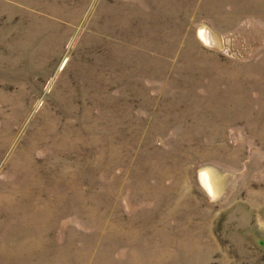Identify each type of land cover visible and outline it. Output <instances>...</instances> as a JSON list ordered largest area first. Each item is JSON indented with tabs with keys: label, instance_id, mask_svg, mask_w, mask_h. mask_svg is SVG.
<instances>
[{
	"label": "rangeland",
	"instance_id": "rangeland-1",
	"mask_svg": "<svg viewBox=\"0 0 264 264\" xmlns=\"http://www.w3.org/2000/svg\"><path fill=\"white\" fill-rule=\"evenodd\" d=\"M0 264H264V0H0Z\"/></svg>",
	"mask_w": 264,
	"mask_h": 264
},
{
	"label": "bare ground",
	"instance_id": "bare-ground-1",
	"mask_svg": "<svg viewBox=\"0 0 264 264\" xmlns=\"http://www.w3.org/2000/svg\"><path fill=\"white\" fill-rule=\"evenodd\" d=\"M207 179H208V180H207V185H208V187L211 188L212 186H211V182H210V179H209L208 175H207Z\"/></svg>",
	"mask_w": 264,
	"mask_h": 264
}]
</instances>
